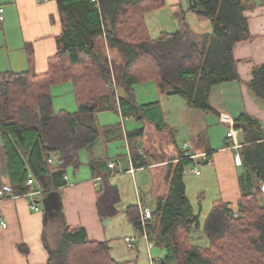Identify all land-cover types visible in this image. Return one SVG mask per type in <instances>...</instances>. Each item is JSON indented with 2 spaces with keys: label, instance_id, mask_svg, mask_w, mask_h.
Masks as SVG:
<instances>
[{
  "label": "trees",
  "instance_id": "trees-1",
  "mask_svg": "<svg viewBox=\"0 0 264 264\" xmlns=\"http://www.w3.org/2000/svg\"><path fill=\"white\" fill-rule=\"evenodd\" d=\"M57 1L63 32L47 71L37 73L31 67L0 72V137L17 195L35 188L28 186L32 177L48 192L66 184L68 170L81 165L80 152L100 135L90 123L95 112L119 104L125 117L147 119L166 131L161 102L139 104L136 84L153 81L161 94H180L190 105L210 111L212 89L240 79L234 46L254 38L242 0H191L190 10L209 20L212 31L194 32L182 14L176 33L156 39L149 34L145 15L163 8L165 0ZM64 83L72 86L76 111L54 110L50 88ZM249 86L264 101V63L253 67ZM238 120L255 125L245 115ZM257 127L259 123L253 127L254 139L243 149L255 190L242 194L237 210L223 200L214 203L203 227L208 246L191 242L197 217L183 174L193 158L182 153L177 163L166 166L168 191L157 199L148 224L150 239L165 252L162 264H264V131ZM143 131L140 127L128 136ZM119 199L118 188L103 179L97 190L101 220L117 213ZM128 213L141 229L140 209L131 206ZM63 227L56 247L45 238L48 264H122L110 255L107 242L90 240L82 227Z\"/></svg>",
  "mask_w": 264,
  "mask_h": 264
},
{
  "label": "crops",
  "instance_id": "crops-1",
  "mask_svg": "<svg viewBox=\"0 0 264 264\" xmlns=\"http://www.w3.org/2000/svg\"><path fill=\"white\" fill-rule=\"evenodd\" d=\"M242 1L254 38L234 46L240 79L212 89L208 102L211 110H202L200 125L197 126L195 120L191 121L195 114L188 102L179 109L180 122L175 126L167 123L166 118L169 119L171 114L165 112L161 104L169 127L166 131H159L147 119L125 117L119 104L112 109L118 113V117L113 119L114 124H101L98 119V115L104 114L102 112L111 110L93 113L90 121L100 135L80 152V167L68 170L66 184L58 189V210L48 213L42 209L39 195L46 197L49 192L37 181L34 189L47 192L32 197L19 195L0 202V264H48L49 251L45 240L51 247H56L63 224L84 228L92 241L107 242L110 255L122 264H152L154 260H161L165 252L159 247L157 254L153 253L154 246H158L150 236L145 238L140 234L133 248L127 246L125 238L137 232L128 209L131 206H137L140 212L143 206L155 209L157 199L168 191L166 166L177 163L180 155L185 154V143L188 144L187 152L196 156L183 174L186 194L197 217L191 242L201 247L208 246L203 227L214 203L223 200L237 210L242 194L255 190L256 183L243 162V149L250 144L247 141L254 139V126L259 123L257 128L264 131V101L256 97L249 86L253 67L264 63V0ZM190 7L191 0H165L163 8L147 12L145 21L150 36L156 39L163 33H176L182 14L194 32L210 33L211 22L198 17ZM0 8L4 9V21L0 22V72H20L31 67L37 73L47 71L48 59L56 54L63 32L58 1L0 0ZM100 42L99 48L103 49ZM119 93L123 94L121 90ZM136 97L139 104L158 101L155 96H149L148 101H139L137 94ZM243 115L253 119L255 125L238 120ZM140 127H144L142 134L128 136V132ZM174 129L183 137L182 141H176L175 134L169 139L165 137L166 132ZM142 135H145L144 142L137 138ZM164 143V146L168 145V152L162 150ZM202 154L209 160L203 161L199 156ZM113 161L117 162L115 168L109 166ZM194 167L201 169L199 175L193 172ZM0 176L3 183L11 187L1 137ZM105 178L118 188L120 199L115 206L117 213L101 220L97 210V190ZM263 183H260L261 190ZM32 201L40 207L39 211L32 208ZM51 240H55V245Z\"/></svg>",
  "mask_w": 264,
  "mask_h": 264
},
{
  "label": "rangeland",
  "instance_id": "rangeland-1",
  "mask_svg": "<svg viewBox=\"0 0 264 264\" xmlns=\"http://www.w3.org/2000/svg\"><path fill=\"white\" fill-rule=\"evenodd\" d=\"M117 58H118V56H117ZM134 88L136 89L135 92L138 95L139 101L140 100L148 101L149 96H152V97L155 96L154 98H156V100H160L162 102L161 104L164 106L165 112L168 111V113L171 114L169 119L166 118L167 123H169L171 125L173 124V126H175L180 122L179 116H180L181 111H179V109L182 107V105H185L187 103V99L184 96H182L180 94H174V95H170V96L166 95V94H161L160 93L161 88H159V87L157 88V85H156V89L154 90V82L153 81H149V82L147 81L144 83H140V84L136 85ZM50 92H51L52 96L54 97V99H53L54 110L56 112H58L60 109H65V110H76L77 109L76 99H75L74 94L71 92V86L69 83L55 85V86L50 88ZM191 109H192V112H194V114H195V118L191 119V121L195 120L196 125L198 126V125H200V122L202 121L203 112L201 109L193 107V106L191 107ZM112 111L113 110L104 111V112H102L104 114L98 115V119H99L101 124H111L112 122H114L113 119L116 116L118 117V113L114 112V111L112 112ZM182 122H184V121H182ZM112 124H114V123H112ZM138 124H139V126L142 125L140 123H138ZM176 128H177V126H176ZM152 129H154V128H152ZM172 134H175V136H177L176 141H182L183 140L182 139L183 137L180 136L179 132L176 129L169 131V132H166V134H164V135L167 139H169L172 136ZM203 137H204V135H203ZM137 138H139L143 142L146 141L145 135L139 136ZM188 138H190V136ZM164 145H165V143L162 145L163 146V148H162L163 152H168L166 149V147L168 145H166V146H164ZM179 151L180 150L178 149V152ZM69 171H71V169ZM39 198L41 200L40 205L42 206V209H44V207H43L44 205L42 202L44 195H39ZM51 241H52L51 243L53 245H55V240H51ZM158 249H159V247L154 246L153 253L157 254L156 251L158 252Z\"/></svg>",
  "mask_w": 264,
  "mask_h": 264
},
{
  "label": "built area",
  "instance_id": "built-area-1",
  "mask_svg": "<svg viewBox=\"0 0 264 264\" xmlns=\"http://www.w3.org/2000/svg\"><path fill=\"white\" fill-rule=\"evenodd\" d=\"M39 1H46V0H39ZM95 1V0H93ZM3 12H4V9L3 8H0V22L4 21V15H3ZM231 135V133H230ZM187 146L188 144L185 143L183 144V148H184V153L185 155H188L192 158H195L196 156L195 155H191L190 153L187 152ZM201 157H203V161H208L209 159L206 158V155L205 154H202V155H199ZM237 160L240 161V157L239 155H237ZM109 166L112 167V168H115L117 166V162L113 161V162H110L109 163ZM132 172L134 171V169L131 170ZM193 172L196 173L197 175H199L201 173V169L199 167H194L193 169ZM36 183V179L35 178H30L28 180V186H34V184ZM262 191L264 192V183H263V186H262ZM44 192H47L46 190H43V189H33L32 191H30L29 193H27L26 195L28 196H36L40 193H44ZM19 195L15 194L13 191H12V188L9 186V185H6L3 183L2 181V178L0 176V202L1 201H4V200H7V199H14L16 197H18ZM32 208L36 211H39L40 210V207L34 202L32 201ZM153 212L154 210L150 207H147V206H143L142 209H141V229H137V232L135 235L133 236H129V237H126L125 238V241L127 243V246L129 248H133L134 247V242L135 240L140 236V234L142 236H144L145 238H148V224L150 222V220L153 218ZM4 225H6V223L4 221H1ZM153 244L150 243V246H152ZM152 264H162V261L161 260H154L152 262Z\"/></svg>",
  "mask_w": 264,
  "mask_h": 264
},
{
  "label": "water",
  "instance_id": "water-1",
  "mask_svg": "<svg viewBox=\"0 0 264 264\" xmlns=\"http://www.w3.org/2000/svg\"><path fill=\"white\" fill-rule=\"evenodd\" d=\"M196 3V0H193ZM46 212H52L53 209L60 208V192L58 190L50 191L42 200Z\"/></svg>",
  "mask_w": 264,
  "mask_h": 264
}]
</instances>
